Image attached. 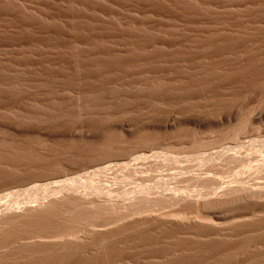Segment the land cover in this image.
I'll list each match as a JSON object with an SVG mask.
<instances>
[{"label": "rangeland", "instance_id": "rangeland-1", "mask_svg": "<svg viewBox=\"0 0 264 264\" xmlns=\"http://www.w3.org/2000/svg\"><path fill=\"white\" fill-rule=\"evenodd\" d=\"M0 264H264V0H0Z\"/></svg>", "mask_w": 264, "mask_h": 264}, {"label": "bare ground", "instance_id": "bare-ground-1", "mask_svg": "<svg viewBox=\"0 0 264 264\" xmlns=\"http://www.w3.org/2000/svg\"><path fill=\"white\" fill-rule=\"evenodd\" d=\"M146 154V153H145ZM233 155V154H232ZM230 156V155H229ZM145 158H143V160H144ZM232 160V159H231ZM140 161V160H139ZM230 161V160H229ZM125 162V161H124ZM125 165V164H124ZM129 165H130V163H129ZM220 166V165H219ZM106 167V166H105ZM128 167V166H127ZM101 168V167H100ZM79 177V176H78ZM211 177V176H210ZM206 178V177H205ZM77 180V179H76ZM81 180V179H80ZM212 180V179H211ZM75 181V180H74ZM78 181V180H77ZM203 181V180H202ZM201 181V182H202ZM210 181V180H209ZM217 182V181H216ZM77 184H79V183H77ZM212 184V183H211ZM71 185V184H70ZM75 186V185H74ZM65 189H67V188H65ZM251 190V189H250ZM61 191V190H60ZM256 191V190H255ZM262 194V193H261ZM143 198V197H142ZM141 198V199H142ZM222 198H224V197H222ZM145 199V198H144ZM147 200V199H146ZM136 201H137V199H136Z\"/></svg>", "mask_w": 264, "mask_h": 264}]
</instances>
